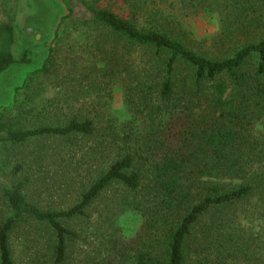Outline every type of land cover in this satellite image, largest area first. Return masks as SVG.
Here are the masks:
<instances>
[{
    "label": "trees",
    "instance_id": "16d2710c",
    "mask_svg": "<svg viewBox=\"0 0 264 264\" xmlns=\"http://www.w3.org/2000/svg\"><path fill=\"white\" fill-rule=\"evenodd\" d=\"M16 1H3L7 16ZM84 4L89 19L65 4L51 44L34 40L21 58L14 20L0 22V76L47 50L0 114V264H70L93 213L99 229L128 213L143 224L111 241L109 257L80 264H225L263 250L264 0H132L129 15ZM190 14L217 15L213 49L194 42ZM70 30L87 41L83 59L59 56ZM122 81L121 118L108 100ZM31 145L33 160L20 157ZM45 165L73 191L66 209L27 196ZM242 210L260 223L250 242L236 225Z\"/></svg>",
    "mask_w": 264,
    "mask_h": 264
},
{
    "label": "rangeland",
    "instance_id": "374dc122",
    "mask_svg": "<svg viewBox=\"0 0 264 264\" xmlns=\"http://www.w3.org/2000/svg\"><path fill=\"white\" fill-rule=\"evenodd\" d=\"M3 1L4 0H0V22L7 21L9 18L14 20L18 32V45L16 48L17 58H21L24 50L27 49L29 44H37L34 43V40L40 41V45L42 46H48L51 44L57 24L64 15L68 14V10H66L64 6L65 4L72 6L74 9L73 13L77 20L89 19L91 16L84 4V2L90 0H17L11 4L10 7L12 11L10 10L11 12L9 16H7L5 12V4ZM93 1L99 7H110L116 11L120 10L122 14L126 15H129L132 4V0H130V3H126L125 0ZM41 4L45 5L47 8H45V14H40L37 18L41 24L39 25L33 18L39 13L38 6ZM217 18V15L190 14L186 23L189 25L188 32H191V37L196 44H202L205 48L213 49V42L210 39L220 30ZM80 34L81 31L70 30V37L64 36L63 40L58 45L63 51L59 56L64 57L68 55L70 60L76 56L81 57V59H83V57L85 58L89 52V48L85 49L87 41H84V39L82 40ZM76 38L81 39V42H78ZM136 54L137 53H135V55ZM46 55L47 50L41 48L35 53L31 64H16L0 76V114L5 112L9 114L11 113L10 108L12 107L11 105L13 103L15 89L24 84L29 73L34 72L43 66ZM137 55L140 56L139 53ZM139 60L140 59L138 58V62ZM124 76H126V74H124ZM122 83L124 82H118L115 85L111 92L112 98L108 100L112 113L121 118L127 115L126 93ZM36 84L38 85L39 82L36 81ZM46 84H48V82L44 80L43 85ZM50 94L44 93L43 96H48ZM34 151L35 148L33 145L26 149H17V152H23L20 157L26 158L27 160H33L32 154ZM33 181L34 182L30 185L27 191V196L30 200L42 201L43 207L55 209H66L71 204L74 195L73 191H60L61 189L58 188L63 182L60 170L53 166L45 165L40 172H34ZM115 194L116 192H110L111 197ZM107 204H110L109 200H107L102 207L98 208L99 211L103 212V209H105ZM2 205L3 203L0 200V215L2 212ZM249 208L251 209L252 207ZM245 213L246 212L243 210L238 212L236 225L239 226L242 224L244 227L243 230L249 232L248 239L250 242L252 236L249 229L254 228L255 232L259 231L258 227L260 223L257 221L251 222L252 220L245 219ZM93 220V223H85L84 225L77 227L78 231L82 233L83 239L74 246L70 253V264H80L82 261L88 259L101 260L103 257H109V252L113 249V243H111V241L116 240L117 238L127 241L134 239L143 224V219L136 213L125 214L116 221L115 226L110 228H97L96 213H93ZM254 238H256V235H254ZM15 240L16 239L14 238V242ZM249 242L248 244H250ZM255 243L258 244V242ZM230 245L231 243L228 246ZM253 246L254 245L249 248L250 254L245 253L238 256L227 254V256L224 257V263L264 264V249L260 250L259 247L253 248ZM253 249L255 250L253 251ZM20 259H24L21 255V251L20 255H17L16 260L19 262L21 261Z\"/></svg>",
    "mask_w": 264,
    "mask_h": 264
}]
</instances>
